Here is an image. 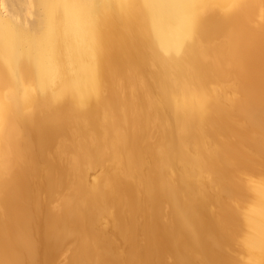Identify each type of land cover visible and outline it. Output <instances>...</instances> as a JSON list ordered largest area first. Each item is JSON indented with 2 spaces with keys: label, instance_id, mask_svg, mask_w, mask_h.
Wrapping results in <instances>:
<instances>
[{
  "label": "bare ground",
  "instance_id": "1",
  "mask_svg": "<svg viewBox=\"0 0 264 264\" xmlns=\"http://www.w3.org/2000/svg\"><path fill=\"white\" fill-rule=\"evenodd\" d=\"M264 264V0H0V264Z\"/></svg>",
  "mask_w": 264,
  "mask_h": 264
},
{
  "label": "rangeland",
  "instance_id": "2",
  "mask_svg": "<svg viewBox=\"0 0 264 264\" xmlns=\"http://www.w3.org/2000/svg\"><path fill=\"white\" fill-rule=\"evenodd\" d=\"M26 264H28V263H26Z\"/></svg>",
  "mask_w": 264,
  "mask_h": 264
}]
</instances>
